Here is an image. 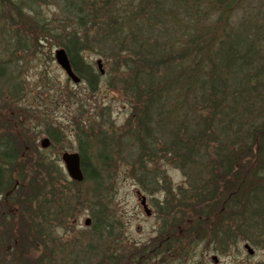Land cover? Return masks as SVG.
<instances>
[{
	"label": "trees",
	"instance_id": "obj_1",
	"mask_svg": "<svg viewBox=\"0 0 264 264\" xmlns=\"http://www.w3.org/2000/svg\"><path fill=\"white\" fill-rule=\"evenodd\" d=\"M51 1L57 6L51 19L44 0L12 7L30 12L23 25L34 41L64 48L92 91L110 71H93L84 53H96L114 69L108 85L133 101L129 142L140 151L142 179L149 177L145 163L159 153L188 178L168 193L179 197L186 237L224 250L243 241L264 247V0ZM20 43L28 46L29 38ZM6 73L0 62V83L12 80ZM12 90L18 94V84ZM101 135L95 161L87 134L81 129L77 135L82 182L46 160L13 177L19 148L3 138L0 195L20 211L2 237L4 249L12 252L37 237L54 241L58 229L73 225L86 209L91 194L92 231L111 234L101 194L111 157ZM58 137L53 132L55 143Z\"/></svg>",
	"mask_w": 264,
	"mask_h": 264
},
{
	"label": "rangeland",
	"instance_id": "obj_2",
	"mask_svg": "<svg viewBox=\"0 0 264 264\" xmlns=\"http://www.w3.org/2000/svg\"><path fill=\"white\" fill-rule=\"evenodd\" d=\"M44 1L43 12L51 19L57 6L54 1ZM14 2L19 0H0V62L12 79L0 83V143L9 139L19 148L13 177L25 176V168L30 170L38 162L41 166L45 160L55 162L56 168L67 174L61 155L79 151L77 135L81 129L88 136L89 155L95 161L101 145L98 136L102 134L109 142L111 158L104 167L106 187L101 194L106 204L105 223L112 227L110 235L93 233L90 207H95L91 204L96 198L91 194L86 209L73 219V225L59 228L54 241L42 243L38 237L34 241L31 238L9 252L2 247V237L7 236L9 225L17 223L20 211L17 204L0 195V264H22L24 260L29 264H216L214 255L219 258L217 264L264 262V247L252 245L255 253L250 255L245 241L224 250L216 244L206 245L193 234L186 237L187 229L180 224L183 207L177 206L179 197L168 193L177 185H185L188 178L159 153L144 161H148L149 177L142 179L140 151L129 142L135 127L130 121L133 101L108 85L114 69L102 61V68L110 74L101 78L94 91L85 81L74 83L56 61L55 52L60 47L34 41L35 34L23 25L24 19L32 18L30 12L12 7ZM25 38H29L28 46L20 43ZM84 57L93 71L100 72L99 55L86 51ZM12 83L18 84V94L12 90ZM53 132L59 134L56 143ZM45 138L50 140L48 148L41 146ZM92 189V183L84 187L88 194ZM141 195L153 209L151 216L145 213ZM88 217L92 219L89 227L84 224Z\"/></svg>",
	"mask_w": 264,
	"mask_h": 264
},
{
	"label": "water",
	"instance_id": "obj_3",
	"mask_svg": "<svg viewBox=\"0 0 264 264\" xmlns=\"http://www.w3.org/2000/svg\"><path fill=\"white\" fill-rule=\"evenodd\" d=\"M55 58H56V61L58 62V64L65 70L68 77L74 83H76V84L80 83L81 78L73 70V67H72L70 58L68 56V53L64 48H59L56 50ZM97 64H98V67H99L101 73L104 74L105 70L102 68V65H103L102 60L99 59L97 61ZM49 144H50L49 138H45V139H43L41 146H42V148H48ZM61 159L65 164V168H66V171H67L70 179L78 181V182H81L84 180V173H83L82 166H81V157H80V154L78 152H64L61 155ZM141 204L144 207L145 213L147 215H150L151 209L147 205L145 195H141ZM91 222H92L91 218L88 217L85 220L84 224L86 226H90ZM245 248L247 249V251L250 255H253L255 253V249L249 243L245 244ZM212 259H213L214 263H216V264L219 262V258L217 255H214L212 257Z\"/></svg>",
	"mask_w": 264,
	"mask_h": 264
},
{
	"label": "flooded vegetation",
	"instance_id": "obj_4",
	"mask_svg": "<svg viewBox=\"0 0 264 264\" xmlns=\"http://www.w3.org/2000/svg\"><path fill=\"white\" fill-rule=\"evenodd\" d=\"M147 203H148V202H147ZM148 206H149V203H148ZM152 214H153V209L151 208V215H152ZM151 215H150V216H151Z\"/></svg>",
	"mask_w": 264,
	"mask_h": 264
}]
</instances>
